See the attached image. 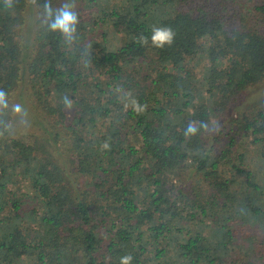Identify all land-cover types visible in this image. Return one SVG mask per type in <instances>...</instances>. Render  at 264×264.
Here are the masks:
<instances>
[{
  "label": "trees",
  "instance_id": "obj_1",
  "mask_svg": "<svg viewBox=\"0 0 264 264\" xmlns=\"http://www.w3.org/2000/svg\"><path fill=\"white\" fill-rule=\"evenodd\" d=\"M241 2L260 27L227 25ZM65 3L72 41L45 0H0V264H262L264 98L238 101L264 84V0ZM153 26L173 43L154 46ZM16 97L37 131L16 128Z\"/></svg>",
  "mask_w": 264,
  "mask_h": 264
},
{
  "label": "rangeland",
  "instance_id": "obj_2",
  "mask_svg": "<svg viewBox=\"0 0 264 264\" xmlns=\"http://www.w3.org/2000/svg\"><path fill=\"white\" fill-rule=\"evenodd\" d=\"M54 1H55L57 8L61 7L63 0H54ZM226 18H227V25L229 27L236 26L242 22L251 27H256V28L260 27L253 9L251 8L250 5H248L245 2L238 3L235 6L229 5L228 11L226 13ZM38 19H39V16L34 10L33 12H29L27 19H26V23L23 27V35L25 37L29 35L30 31L33 29V26H35V24L38 22ZM113 41H115L116 43V40H113ZM262 98H264V84L258 85L244 92V94L241 96L240 100L238 101L239 110L242 112L247 111L248 109L253 107L255 104H257ZM15 99H16L15 101L16 104L17 103L20 104L19 101H17V97L14 98V100ZM14 117L17 118L16 123H15L17 129L21 130L22 132H28L32 130L37 131V129L33 128L32 125L29 124L26 117H24V120H26V123L21 122L20 115L14 113ZM226 126L228 127L227 124ZM227 132H228V129H226L224 133L226 134ZM228 138L229 137H226V140H228ZM242 142H243L242 144H244L243 147H245L244 149H246L245 151L249 152L251 158H255L257 154L255 147L254 146L252 147L251 145L246 143V140ZM27 206L31 207V205H27ZM246 232H247V229L244 227L242 228V231L237 234V238H238L237 243L242 246L236 247V249L233 251L235 255L241 256L242 252L244 251V248L248 247L249 245L245 238ZM254 241L257 242V244L255 246V254H254L253 259H256L257 257L262 256L261 261H262V264H264V244H262V241H264V234H261V232H258V236L254 239ZM22 264H33V261L28 262L26 260Z\"/></svg>",
  "mask_w": 264,
  "mask_h": 264
},
{
  "label": "clouds",
  "instance_id": "obj_3",
  "mask_svg": "<svg viewBox=\"0 0 264 264\" xmlns=\"http://www.w3.org/2000/svg\"><path fill=\"white\" fill-rule=\"evenodd\" d=\"M6 6L12 5V0H5ZM44 13L47 17V20L44 21L48 23V28L53 32H60L62 36L67 41H72L75 39L76 25L78 24V15L74 11L73 5L69 3L63 4L61 7L53 11L51 4L48 0H45L44 4ZM175 33L170 27H156L152 28L151 41L152 44L156 47L163 48L165 44L171 45L174 40ZM139 41L142 44L148 43V38L145 36L139 37ZM70 105V102H68ZM9 109V103L7 100L6 93L3 90H0V115L5 114V110ZM11 111L15 114L21 116V122L26 123L24 117L27 116L26 111L20 104H14L11 106ZM2 123V122H0ZM204 127H207L204 125ZM12 125L10 123H4L0 127V135H3L4 132H10ZM196 129L189 125L187 132L195 133ZM105 148L108 147L107 144L104 145ZM132 257L124 256L121 258V264H131Z\"/></svg>",
  "mask_w": 264,
  "mask_h": 264
}]
</instances>
